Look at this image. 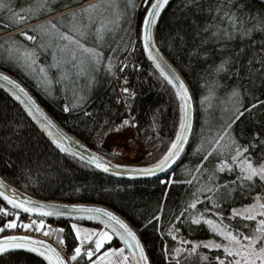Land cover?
Wrapping results in <instances>:
<instances>
[{
	"label": "trees",
	"instance_id": "16d2710c",
	"mask_svg": "<svg viewBox=\"0 0 264 264\" xmlns=\"http://www.w3.org/2000/svg\"><path fill=\"white\" fill-rule=\"evenodd\" d=\"M135 1L138 3L139 0ZM43 4L44 2L40 4L37 11H44V14L63 10L61 6H58L59 8H54L56 6L47 7L49 4L44 5L43 9L41 6ZM143 12L144 8L139 16L136 29L140 26ZM30 15L27 18L32 19L39 14L36 12V14ZM52 22L56 21L52 20ZM41 23L44 28L49 27L47 20ZM14 26L16 23L13 20L0 19V35L4 34L2 37L0 36V67L21 79L65 129L74 133L96 152H102L99 148L100 130L102 128L112 129L113 125L122 123L125 118L121 106L113 101V88L109 83L105 65L107 58L113 57L114 68L123 61L129 39L126 41L125 36L120 32L114 36L110 33L106 35L102 33L101 38L97 36V40L101 41L97 44L102 51V59L98 64L89 63L84 70H81L75 64V66L70 63L59 65L54 62L55 58L52 46H50L55 41L51 37L53 33L38 31V26H30L24 30V33L27 32L34 39L27 40L21 33L11 31ZM10 28L12 29L10 30ZM136 37L133 57L136 55L135 60L140 62L145 55L138 34ZM154 37L159 49L182 74L196 98L198 84L201 88H203V84L223 85V82L219 83L218 81L224 78L228 80L236 72L235 75H239L237 68L240 64L255 66L259 62L264 63V1L169 0L157 18ZM11 46L13 48H10ZM120 47L124 49H120ZM20 48H31L38 61L47 68L51 81L57 82L58 86L55 83L56 86L51 87L50 93L46 97L39 92L43 88L23 70L22 64L18 60L19 55L15 54L16 50ZM132 60L134 61V58ZM139 65L142 66V61ZM218 66L224 68L219 70ZM132 68L137 69L136 65ZM65 69L69 71V75L63 76L62 71ZM216 71H218V75L214 76ZM137 73L136 70L134 76L129 77L130 89L133 94L129 109L137 117L135 124L137 134L144 136L148 133H156L160 140L164 139L162 142L164 145L171 139L177 126L174 104L169 100L170 92L163 91L162 95L159 91H156L154 95L148 91L139 92L134 86L140 72ZM260 77L262 78V76ZM245 79L246 75L242 71L240 82H237L239 87H236L237 89L243 86L241 84ZM256 83L257 81H255ZM263 83L264 81L261 82V84ZM71 85L78 90L79 98L76 105L70 101L72 99ZM58 87L61 88L62 94H59ZM216 87L223 91L220 89L213 91L215 97H222L231 92V88L226 84L224 86L216 85ZM243 87L249 89L250 85L248 83ZM249 90L246 93L252 92L251 89ZM259 93L264 95V88L261 90L260 87ZM237 97H240L239 100L243 104V96L239 93ZM162 102L164 109L159 110ZM64 104L69 111L61 110ZM212 108L208 112V119L205 118V120L208 121V126L217 129L223 124L221 120L223 107L215 104ZM251 112V115L247 116L243 122L230 128L227 141L240 145L246 143L247 139H255L259 153L264 155V103L260 108L257 106ZM257 113L260 116L254 122L252 117ZM161 122L164 124L162 125ZM204 123L205 121L200 122L199 132L207 128ZM249 127L251 130L247 131ZM97 131L99 132L96 133ZM251 132L253 133L251 134ZM208 134L210 133L208 132ZM204 137L205 135H203ZM250 150L252 151V148ZM220 151L221 149H218L216 153H212L217 156ZM184 155L179 163L183 161ZM179 163H176L172 170L166 174L146 177H121L95 169L71 153L61 151L40 130L20 102L0 86V175L21 191L37 198L67 202H97L110 206L135 227L145 244L152 264H163L159 259L161 253L158 244L159 236L154 231L153 214L148 216L144 212H147L148 209L155 211V208L157 209L161 204L165 185H161L159 181L175 170ZM194 165V162L189 161L180 165L178 170L182 174H177L179 179L188 181L192 176L191 169ZM210 170L214 176L213 180L219 182L218 185L207 181L208 173L205 172L190 180L191 183L182 185L184 192L180 195L174 191L177 188L176 185L170 188L163 206V210L165 209L166 212L167 209L169 213L159 221L162 225H168L173 221L183 233L188 234L186 236H189L190 239L203 238L205 237L201 234L204 232L203 228L195 227L188 222L189 212L185 210L184 205L190 200V193L210 194L213 188L219 189L220 191L218 190L216 193L212 192V199L207 196V199L198 203L196 208L205 210L209 209L210 205H218L211 210L216 209V213L220 212L221 214L226 212V201H232L234 204L248 203L251 201L252 195L256 193L255 191L262 185L255 179L252 182L239 180L237 170L230 173L229 179L224 177L223 173L214 171L212 167L208 169V171ZM220 182H222L221 185L231 184L230 195L225 194L224 190L220 188ZM254 183L259 185L256 186ZM0 206L12 209L1 197ZM23 215L29 214L23 213ZM31 217L37 220L43 219L45 224L54 226L55 230L64 229L61 234L64 245L58 242L56 234L53 239L54 242L60 244L68 258L77 246L72 224L96 229L104 227L100 221L80 219L79 217H39L35 215ZM122 243L119 236H114L107 246H118ZM190 261L184 260L180 264H198ZM70 263L74 262L70 261ZM0 264H48V262L34 253L10 250L0 254ZM129 264H134L132 258H129Z\"/></svg>",
	"mask_w": 264,
	"mask_h": 264
},
{
	"label": "rangeland",
	"instance_id": "374dc122",
	"mask_svg": "<svg viewBox=\"0 0 264 264\" xmlns=\"http://www.w3.org/2000/svg\"><path fill=\"white\" fill-rule=\"evenodd\" d=\"M43 2L44 4L41 5L43 6V9H44V5L49 4V6L47 7L56 6L54 8H57L58 6L59 7L61 6L63 7V10L52 12L49 14H44V11L43 12H40L39 10L37 11V8ZM142 3L143 0H139L138 3L135 0H127V1L124 0H0V19H8V20L11 19L13 20L14 23H16L17 28H14L16 26L12 27L13 29L10 28V30L12 29L11 30L12 32L15 31L17 32L19 30L18 32L22 34L24 33V30L27 27L38 26L37 28L38 31L40 30V31H46L48 33L50 32L53 33L51 34V37L55 41L50 46H52L53 57L55 58L54 62L56 64L58 63L59 65L61 63L63 64L70 63L71 65L75 64L76 67H78L81 70H84L89 63L98 64V62H100L102 59V51L99 49L98 47L99 45L97 44V43H101V41L99 42L97 38L98 37L101 38L103 34L106 35L110 33L114 36V34L120 32L125 36L126 41L127 39H129V43H128L129 45L127 46L126 55L123 61L119 62V65L114 68L113 57L110 58L111 60L107 58V62L105 65V70L108 75L109 83L113 88V101L121 106L125 116L123 121L128 120L129 125L122 126L123 122L122 123L120 122L116 125H113L114 127L112 129L102 128L100 130L101 134L100 136L99 135L98 136L100 137L99 148H101L100 150L102 151L100 152L101 154L90 148L82 139H80L78 136H76L74 133L71 132L80 140H82L94 152L113 161L114 163L124 166H146V165L149 166V165H153L155 162L162 159L165 153L169 150L174 138L178 134L179 126L181 123L182 103H181V99L176 94L177 93L176 89L173 88L172 85H170L167 82L164 76L161 75V69L156 67V64L149 58L146 52L143 51L145 57L143 58V60L142 59L140 60V62L142 61V66L139 65L140 63L139 60H135L136 55L135 57H133L136 47L134 42L137 39L136 25L138 23L139 16L143 9ZM92 6H96V7H92ZM84 9H89V11L85 12ZM36 12H38L39 14L38 16L32 19L27 18L29 17L30 13L31 15H34L36 14ZM21 17H23L24 19L20 20ZM64 18L65 20H63ZM46 20L49 23L48 24L49 27L46 26L44 28L41 22ZM52 20L56 22H52ZM60 20L63 21L59 22ZM64 35L71 36L72 42L63 39L62 37ZM75 41H79V43H76ZM80 45H83L84 48L93 49L94 54L85 52L83 48L80 47ZM122 47H120V49H124ZM10 48H13V46H11ZM15 54L19 55L18 60L22 64L21 66L23 67V70L26 71L28 75L32 76L33 79L36 80L37 84L43 88L44 91L39 90L41 95L46 97V95L50 93L51 87L57 85V82L51 81V76L47 68L38 61L37 56L34 54V51L31 48L28 49L20 48L19 50H16ZM132 58H134V61L132 60ZM263 64L264 63L261 62L257 63L255 66L254 65L244 66V64L242 65L240 64L237 68L239 70L238 72L239 75H235L237 73L236 72L235 74L232 73L234 75L231 76L228 80L227 78L219 80L218 81L219 83L223 82L224 84L228 85L229 88H231V92L227 93V95L222 97H215L213 91L220 89L219 87H216V85L224 86V84L223 85L215 84V83H213L212 85L203 84V88H201L199 84L196 86L197 99L194 96V100H195L194 127L190 141L188 143L189 146L187 145L188 148L186 147L183 153V155L185 154L184 155L185 157H183L184 159L182 162L179 163L180 160L177 162V164L179 163V165L175 170H173L171 173L167 174V176L160 179L159 183L161 185H165L164 194L162 196L163 198L161 199V204H159L157 209L154 207L155 211L154 209H150V210L148 209L147 212H144V214L148 216H150L149 214L151 215L153 214L152 221H154L155 224L154 231L159 236L158 244L160 245L159 248L161 250L159 259L161 260V263L177 264V262H179L180 264L181 261L191 260L190 262H196L198 264H218L216 257L217 256H220L221 258L224 257V253L222 249L217 250L215 248L209 249L204 247H198L197 249L198 255L189 254L188 252V249H190L192 245H202L207 242L226 243V241H223L221 236L216 235L212 231L211 227L205 224L203 221L205 219H212L217 224H221L222 222L221 226L226 227L230 231L235 232L236 230H240L245 233H249V228H244L243 225L248 224L249 227L252 230H254L257 227L258 220L264 218V217H258V220L253 222V221H245L242 219L241 216L232 215L234 210L243 213V210L246 207H250L253 204H257L256 201L257 196L264 197V184H262L258 179H255V181L257 180L262 185L261 188L255 191L256 193L252 195L251 201L243 204H234L232 203V201H229L227 199L228 201L225 202L226 212L221 214L220 212L216 213V209H212L211 212H208L206 211L207 209L203 210L204 208L198 209V208L189 207L191 203L196 202L197 200L199 201L198 203L203 202L204 200L207 199V196H209V198L212 199L213 198L212 192L216 193V191H218L219 189L217 190V188H213L210 194L200 193V192L190 193L189 196L190 200L184 205L185 210L189 212L188 222L189 224H192L195 227L201 226L203 228L204 232H201V234L205 236L203 238L190 239L189 236H186L187 233L186 232L183 233V231L179 229V227L173 221L165 226L162 225L161 222H159L162 218H164L167 215V213H169V210L166 209V212L165 209L163 210V206L165 203L164 200L166 198V195H168L167 193H169V190L172 186L174 185L177 186V188L174 191L178 193V195H180V193L184 192V187H181L182 185H186V183H188L190 180L195 179L197 175L205 172L208 173V175H206L207 181L218 185L219 182H215V180H213L214 176L211 170L208 171L210 167H212L214 171L223 173L224 174L223 176L228 179L230 173L232 174L234 170L235 171L237 170L238 172L237 175L239 176L240 170L232 162V157L235 155L237 149L248 148L249 153L253 156L254 161L260 160V162L264 163V155H261L259 153L258 151L259 148L256 147L257 141L256 142L254 141L255 139L254 140L247 139L246 143L244 142L243 144L240 145H236L235 142L229 143L227 141V134L230 130L228 125L231 124V128H232L233 126L237 125L239 122H243V120L247 116L251 115L252 113L251 111L253 109H255L257 106L258 108H260L261 104L264 103V95H261L259 93L260 87L261 90L262 88H264V83L261 84V82L264 81ZM125 65H127V67H125ZM135 65L137 69L132 68ZM223 68L224 67H220L219 70H222ZM121 69L124 70L121 71ZM136 70L138 73L140 72V74L137 75V79L136 82L134 83V86L136 89L139 90V92L145 93L146 91H148L150 94L153 95L156 94V91H159L161 95L163 91L170 92L169 100H171L174 104L176 117H177V123H176L177 126L175 127V131L171 139L168 140L166 144L164 143V145L162 143L164 139L160 140V138L157 136L156 133H148L144 136H139L137 134V129L135 126L137 117L134 113H131L129 109L130 100L132 99L133 96L130 89L129 77L134 76ZM242 71L246 75V79L241 85L245 86L249 83L250 85L249 89H251L252 92L246 93L250 90L246 89L243 86L240 89H237L239 88L237 82H240L239 80L241 78ZM62 72H63L62 73L63 76L69 75V71L67 69L63 70ZM217 72L218 71L215 72L214 76L218 75ZM259 74H261L260 76H262V78L259 76ZM255 81H257L256 84ZM21 82L25 86H27L22 80ZM71 86H72L71 87L72 99H70V101L74 103L73 105H76V101L79 98L78 90L75 89L73 85ZM125 88L129 90L127 95L123 91V89ZM28 89L30 90L29 87ZM58 91L59 94H62L60 87H58ZM220 91L223 90L220 89ZM238 92L243 96V100H244L243 104H241V101L239 100L240 97L236 98V96H239ZM245 96L247 99L245 98ZM215 104L222 105L223 107V111H222L223 116H221V120L223 121V124L221 125L220 128L218 127L217 129L212 128V126L210 125L208 126V121L205 120V118L208 119L207 115L208 112L210 111V108L213 109L212 107ZM41 105L43 106V104ZM253 105H255V107H253ZM65 107L66 104L63 105L61 110H64ZM161 109H164L163 102L161 103V107L159 110ZM47 111L53 118H55V116L51 112H49V110ZM241 112L243 113V115L240 114ZM259 116L260 114L258 113L257 115H254L252 117L253 121L256 122L257 119H259ZM236 117H239V119H236ZM55 119L57 120V118ZM202 121L203 122L205 121L204 124L205 127L207 128L199 132V125L200 122ZM161 123L162 125L164 124V122ZM37 125L40 128V130L50 140L53 141V138L50 135H48V133H46V131L39 124ZM166 125L169 126V124L167 123ZM249 129L250 127L247 129V131ZM98 132L99 131H97L96 133ZM208 132L210 134H208ZM252 133L253 132H251V134ZM203 135H205L204 138ZM221 136H223V140H220ZM255 137H257V135H255ZM217 140H220V143H217ZM251 148L252 151L250 150ZM218 149L219 150L221 149V151L218 152L219 154H217L216 156L212 152L216 153ZM185 161L195 163V165L191 169L192 176L188 181H183L179 179V175L177 176V174L181 173L178 170L179 167H181L180 165H182ZM208 164H211V166H208ZM224 166H227L225 167V170L219 171V169ZM229 168H231L232 170L229 171L228 170ZM221 184L222 182H220V185ZM254 184L256 186L259 185L256 183ZM220 188L224 190L225 194L230 195L229 193L231 189V184L227 183L225 185H221ZM1 199L3 200V197H1ZM259 202L264 203V199H262ZM211 208H214L213 205H210L209 209ZM5 209L8 211H12L13 213L19 212V210L16 211L9 208H5ZM22 215L23 213L20 212L21 218L19 222L21 223H27L29 222L30 219H34L29 215H25V216ZM156 217H158L159 219H155ZM14 218H15L14 215L2 216L0 217V224L7 223ZM197 218L201 219V223L200 224L192 223L193 219H197ZM49 229L55 230L54 226L45 224L44 231H47ZM101 229L104 230V227L99 228V230ZM108 231L110 232V234H112L110 229H108ZM9 234L34 235V236L47 238L51 242H54L53 236H55V232L50 236H44L42 235V233L25 232V230L22 228L7 230L2 235H9ZM173 236H175L176 239H173ZM181 241H188V243L182 244ZM54 243L61 249L63 254L66 256L60 244H57L56 242ZM120 248H125L126 254L129 255V258H132L124 242L121 244ZM176 249H181V251L177 252ZM201 257H207V259L202 260ZM66 259L70 264V260L67 256ZM108 260L110 261V259Z\"/></svg>",
	"mask_w": 264,
	"mask_h": 264
},
{
	"label": "snow or ice",
	"instance_id": "6c2138e0",
	"mask_svg": "<svg viewBox=\"0 0 264 264\" xmlns=\"http://www.w3.org/2000/svg\"><path fill=\"white\" fill-rule=\"evenodd\" d=\"M143 2L145 5H148L150 0H143ZM168 3L169 0H154V2H152L148 8L143 21V39L145 42V51L149 53V58L153 60L158 59V54H153V49L155 46L151 43V27L156 24L161 10L164 9ZM84 11L87 12L89 9H84ZM23 19V17L20 18V20ZM22 35H24L27 40L34 39V37L28 35L27 32L22 33ZM62 38L72 42V37L69 35H64ZM75 42L79 43V41ZM80 47H82L85 52L94 54L93 49L84 48L83 45H80ZM125 67H127V65H125ZM156 67L161 68V64L157 62ZM123 70L124 69H121V71ZM161 75L164 76V78L170 85H172L173 88L178 89L176 94L183 101L182 109L184 111V117H186L189 96L183 82L179 81V78L172 73L166 74L163 68H161ZM0 80L7 82L12 86L13 89H16L18 92L27 97V94L24 93V90L9 80L7 76H0ZM123 91L126 95L129 92L127 88L123 89ZM26 104L30 109L29 114L32 115L33 118L38 119L42 126L49 131V134L52 136L57 147L60 148L61 151H69V149L62 147V144L70 145L72 142L68 141L67 137L55 129L52 121L49 120L38 107H36L30 98L26 99ZM253 107H255V105H253ZM64 110L66 112L69 111L67 107H65ZM240 114L243 115L242 112ZM236 119H239V117H236ZM128 125V120L123 121L122 126ZM186 127V122L182 123L181 131L177 134L176 140L171 144L167 154L156 165V168L164 170L170 161H174L175 158L179 156L183 142L186 138L184 135ZM228 127L231 128V124H229ZM220 140H223V136L220 137ZM220 140H217V143H220ZM84 151L87 150L85 149ZM72 154L76 155L75 152H72ZM89 162L94 163L97 168H102L105 172L109 170L108 167L105 166L101 160L94 155L89 157ZM232 162L240 170V175L238 177L239 180L252 182L254 179H258L262 184H264V163L260 162V160L254 161L253 156L249 153L248 148L237 149L235 155L232 157ZM225 167L227 166L221 167L219 171H224ZM228 170L231 171L232 169L229 168ZM130 171L149 174L153 172V169H130ZM189 183H191V181H189ZM249 186L251 185L249 184ZM2 188H4V185L0 184V189ZM209 191H211V189H209ZM0 197H3V200L6 201L12 209L19 210V212L13 213L12 211H8L4 207L0 206V217L15 216V218L9 222L0 224V254L7 253L10 250H24L43 257V259L46 260L48 264H66V261L61 258L60 253L57 252L55 248H52L50 245L46 244L44 241L34 239L28 235L2 236V234L7 230L18 228L24 229L25 232L42 233L44 236H50L55 232L58 242L61 245H64V239L61 238V234L64 232V229H49L44 231L45 221L43 219H30L27 223H21L19 222L20 212L29 214V216L35 215L39 217L72 216L74 213H83L87 215H81L79 217L80 219L100 221L104 224V230L97 231L82 229L76 224H72L71 227L75 232L76 240L79 242V246L74 248L73 254L69 257L71 262H76L78 259L84 258L89 262V264H105L106 259H110L111 264H129V255L126 254L125 248L102 251V249L105 248V245L114 239V236H119L120 240L126 245L128 252L131 253L132 258L136 261V264H147V257L145 256L141 243L137 239L134 232L128 227L127 224L119 220L110 212L103 211L98 208L84 207H74L71 209L61 210L58 206L51 204H37L30 199H20L16 196L10 198L3 191H0ZM262 199H264V197L257 196L256 201L258 206L257 204H253L250 207H246L243 210V213L234 210L232 215L241 216L245 221H257L258 217H264V203L259 202ZM198 202L199 201L197 200L196 202L191 203L189 207L196 208ZM213 207H218V205H213ZM206 211L211 212V209H207ZM101 218H106V221ZM155 219L159 218L156 217ZM203 222L209 225L212 231L216 235L221 236L223 241H226V243L207 242L202 245H192L191 248L188 249L189 254L198 255V247L209 249L215 248L217 250L222 249L224 253L223 258L220 256L216 257L218 264H264V218L258 220L257 227L254 230H252L248 224H244V228H249V233H245L240 230H236L235 232L230 231L226 227L221 226L222 222L221 224H217L212 219H205ZM149 223H151V221H149ZM192 223L200 224L201 219H193ZM108 229H111L112 234H110ZM173 239H176V237L173 236ZM86 243L93 244V247L84 250V245ZM181 243L187 244L188 241H181ZM176 251L180 252L181 249H176ZM201 259L206 260L207 257H201ZM177 264H179V262H177Z\"/></svg>",
	"mask_w": 264,
	"mask_h": 264
},
{
	"label": "water",
	"instance_id": "95a60500",
	"mask_svg": "<svg viewBox=\"0 0 264 264\" xmlns=\"http://www.w3.org/2000/svg\"><path fill=\"white\" fill-rule=\"evenodd\" d=\"M152 2H154V0H150L148 8L150 7ZM142 6L144 8L147 5H145L144 2H143ZM154 28H155V25H153L151 27V34H152L151 43L154 44V46H155L154 49H153V54L154 55L158 54V59L157 60L151 59V60L155 64L157 62H159L161 64V68H163L165 70L166 74L167 73H172L176 77H178L179 81L183 82L185 88L187 89L188 96H189L188 108H187V116L186 117H184V111L182 109V104H181V123H180V126H179V132H180L182 123L186 122L187 127H186V131L184 133L186 138H185V140L183 142L182 149L180 151L179 156H177L174 161H170L168 166H166L164 168V170H160V169L156 168L157 164L156 165H149V166L148 165H146V166H124V165H119V164L114 163L113 161H111V160L99 155L98 153L94 152L82 140H80L78 137H76L71 132L67 131L55 118H53L48 113V111L41 105V103L38 101L36 96L31 92V90H29L28 87L25 86L18 77H16L12 73H9L8 71H6L5 69H3L1 67H0V76H7L9 80H11L14 84L18 85L20 88H22L24 90V93L27 94V97H25L22 93L18 92L16 89H13L11 85H9L7 82H5L3 80H0V85H2L1 87L6 89L10 94H12L23 105V107L26 109V111L28 113H30V109L28 108V106L26 104V99L30 98L33 101V103L36 105V107H38L44 113V115L49 120L52 121V124L55 126V129L58 130L60 133H62L65 137H67L68 141L72 142L70 145L69 144H62V147L69 149L68 152H70L71 154H72V152H75L76 153V155H75L76 157H78L82 161L86 162L90 166L94 167L95 169H98V170H100L102 172H105V171H103L102 168H97L94 163H90L89 162V157H91L93 155L96 156L97 158H99L101 160V162L105 166L108 167L109 170L107 172H105V173H108V174L121 176V177H146V176H159V175L166 174L180 160L181 156L183 155V153H184V151H185V149H186V147H187V145H188V143L190 141V138H191V135H192V131H193V127H194L195 100H194L193 94H192V92H191V90L189 88V85L183 79L182 74H180L178 72L177 68L170 62V60L163 54V52L156 45L155 40H154ZM136 34H138V39H139V35H140L139 34V26L136 29ZM2 35H4V34H2ZM2 35H0V36H2ZM139 40H140L141 47H142L143 51L146 52L145 51V42H144V39H143V25H142V28H141V39H139ZM146 54L149 56L148 52H146ZM177 90L178 89H176V91ZM181 103H183L182 100H181ZM31 117L33 118L32 115H31ZM33 120L36 121V123L39 124L46 131V133H48V135H50L49 131L46 130L42 126L41 122L38 119L33 118ZM57 140H58V138H57ZM77 146H79V147H77ZM85 149L87 151H84ZM146 168L153 169V172L149 173V174H143L141 172L130 171V169H146ZM0 184L4 185V188L0 189V191H3L10 198H13L14 196H16V197H19L20 199H30V200L36 202L37 204H46V205L51 204V205L58 206L61 210L71 209V208H74V207H76V208L84 207V208H98V209H101L103 211L110 212L114 216H116L119 220H121L122 222H124L125 224L128 225V227L134 232V234L136 235L137 239L140 241L141 246H142V248L144 250V254L147 257V259L149 257V255L147 253V250H146V247L144 245V242L141 240V238H140L137 230L135 229V227L123 215L118 213L116 210L112 209L110 206H107V205L102 204V203H97V202H83V201L67 202V201H61V200H55V199H41V198H37V197L31 196V195L21 191L17 187L13 186L7 180H5L1 175H0ZM81 215H87V214L74 213L72 216H62V217H80ZM57 217H61V216H57ZM101 219L106 221V218H101ZM10 235H25V234H9V235H2V236H10ZM30 237H32L34 239H37V240L44 241L46 244L50 245L52 248H55L57 250V248L53 245V243H51L50 241H48L46 239L33 237V236H30ZM57 252H59V251L57 250ZM130 255H131V253H130ZM137 255H138V253H137ZM61 258H62V256H61ZM132 260H133L134 264H136V261L133 258H132Z\"/></svg>",
	"mask_w": 264,
	"mask_h": 264
},
{
	"label": "bare ground",
	"instance_id": "6f19581e",
	"mask_svg": "<svg viewBox=\"0 0 264 264\" xmlns=\"http://www.w3.org/2000/svg\"><path fill=\"white\" fill-rule=\"evenodd\" d=\"M149 5V4H148ZM148 5L146 6V7H144V12H143V15H142V17H141V21H140V26H139V39H141V28H142V25H143V21H144V18H145V15H146V12H147V9H148ZM179 72V71H178ZM180 73V72H179ZM181 74V73H180ZM183 77V76H182ZM183 79L185 80V78L183 77ZM185 82H187L186 80H185ZM190 88V87H189ZM191 90V89H190ZM192 92V91H191ZM194 97V96H193ZM176 137H177V135H176ZM176 137L174 138V140H173V142L176 140ZM172 142V143H173ZM171 147V146H170ZM168 152V151H167ZM167 152L165 153V155L167 154ZM164 155V156H165ZM163 156V157H164ZM162 157V158H163ZM161 161V159L160 160H158L157 162H155L153 165H156V164H158L159 162ZM29 236H33V237H38V238H43V239H46V240H48V241H50L49 239H47V238H44V237H39V236H34V235H29ZM51 242V241H50ZM51 243H53V245L57 248V250L59 251V253L61 254V256H62V258L66 261V264H69L68 263V261H67V259H66V256L63 254V252L61 251V249L54 243V242H51ZM147 264H152V261H151V259H150V257H148V259H147Z\"/></svg>",
	"mask_w": 264,
	"mask_h": 264
},
{
	"label": "crops",
	"instance_id": "0c3cea01",
	"mask_svg": "<svg viewBox=\"0 0 264 264\" xmlns=\"http://www.w3.org/2000/svg\"><path fill=\"white\" fill-rule=\"evenodd\" d=\"M28 28V27H27ZM19 31V30H18ZM17 31V32H18ZM16 32V31H15ZM7 35V34H6ZM3 36V35H2ZM1 36V37H2ZM78 227H80V228H85V229H88V230H97V231H99V229H96V228H93V227H90V226H80V225H77ZM102 230V229H101ZM108 244V243H107ZM107 244L105 245V248L104 249H102V251H104V250H109V249H119L120 247H121V244L120 245H118L117 247L116 246H107ZM95 258V257H94ZM105 264H111V262L108 260V259H106L105 260Z\"/></svg>",
	"mask_w": 264,
	"mask_h": 264
},
{
	"label": "built area",
	"instance_id": "2783aa9c",
	"mask_svg": "<svg viewBox=\"0 0 264 264\" xmlns=\"http://www.w3.org/2000/svg\"><path fill=\"white\" fill-rule=\"evenodd\" d=\"M77 241V240H76ZM77 246H79V242L77 241ZM90 247H93V244H88L86 243L84 245V250H86L87 248H90ZM71 264V263H70ZM73 264H89V262L84 259V258H81V259H78L76 262H74Z\"/></svg>",
	"mask_w": 264,
	"mask_h": 264
}]
</instances>
